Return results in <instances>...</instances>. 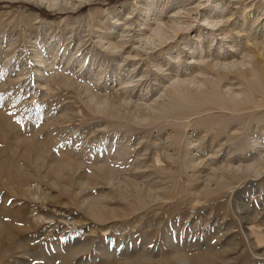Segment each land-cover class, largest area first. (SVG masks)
Instances as JSON below:
<instances>
[{"label": "rangeland", "instance_id": "obj_1", "mask_svg": "<svg viewBox=\"0 0 264 264\" xmlns=\"http://www.w3.org/2000/svg\"><path fill=\"white\" fill-rule=\"evenodd\" d=\"M0 264H264V0H0Z\"/></svg>", "mask_w": 264, "mask_h": 264}]
</instances>
